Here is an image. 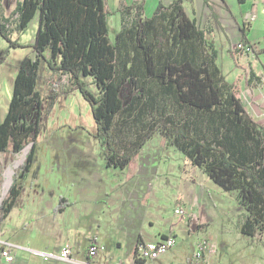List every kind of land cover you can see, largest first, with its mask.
Returning a JSON list of instances; mask_svg holds the SVG:
<instances>
[{"label":"trees","instance_id":"16d2710c","mask_svg":"<svg viewBox=\"0 0 264 264\" xmlns=\"http://www.w3.org/2000/svg\"><path fill=\"white\" fill-rule=\"evenodd\" d=\"M183 1L158 4L150 16L140 4L124 9L121 27L111 39L104 0H21L14 20L23 30L37 17L30 45L35 56L25 55L18 63L7 112L0 120V152L18 153L31 143L20 166L30 171L41 131L43 99L36 85L43 57L51 71L66 76L69 89L88 101L107 167L125 168L158 135L223 191L233 193L245 211L241 233L253 236L264 230L263 126L205 52L204 29ZM125 16L131 17L128 25ZM0 35L11 47L24 46L11 39L1 19ZM148 84L169 93L176 107L186 112L152 116L130 142L117 148L114 127L123 126L134 114L137 120L148 107L142 101L150 91ZM48 97L52 108L57 96ZM33 111L36 117L29 121ZM20 193L21 185L14 181L0 203L2 215L14 207ZM130 264H148L138 244Z\"/></svg>","mask_w":264,"mask_h":264},{"label":"crops","instance_id":"0c3cea01","mask_svg":"<svg viewBox=\"0 0 264 264\" xmlns=\"http://www.w3.org/2000/svg\"><path fill=\"white\" fill-rule=\"evenodd\" d=\"M20 1L0 0V19L8 28L10 36L15 35L14 41L25 45L20 33L24 35L26 28L17 29L14 20ZM217 1L228 7V0ZM170 2L171 0H119L116 7L120 13L119 29L124 9L140 4L144 15L149 16L158 4L168 5ZM237 2L238 5L250 2L254 7L241 16L240 33L234 43L241 38L253 41L249 35L257 18V6L263 14L262 37V5L253 0ZM183 5L189 15L204 29L205 38L213 43H220L221 46L227 43V36L220 25L221 14L213 8L214 0H184ZM104 7L109 12L107 0H104ZM220 11L223 12V9L220 8ZM251 12L255 13L256 18L247 24L246 16ZM30 45L31 43H28L26 46ZM261 52L262 50H259L246 56L230 53L237 59L248 58L250 62H253L252 56H255L262 63ZM25 55L32 57L30 52ZM237 65L241 69L246 67L245 63ZM15 74L16 72L14 76ZM57 77L59 74L50 70L42 76L41 85L37 82V90L39 91L38 87L57 86ZM242 80L243 78H240L239 81ZM258 89L259 87L251 88V95H255ZM165 148L168 150L173 147L156 135L125 168L106 166L107 169L114 168L117 171L111 173L112 187L105 183L103 177L99 179L102 194L107 196L105 200L90 190L93 180L88 176H80L84 175V172L75 174L73 179L66 183L67 187L61 185L59 191L48 192L49 182L42 183L39 180L40 170L32 179L18 181L13 178V169L12 183L15 181L21 185V193L14 207L6 215L0 213V264H130L136 244L155 241L169 234L175 237L174 247L148 264H229L231 259L235 264H256L257 258H262L261 254H264V230L253 236L241 233L240 225L244 220L245 211L233 193L221 189L223 195L208 196L205 200L203 190L195 185L200 179H209L207 175L192 165L184 155L178 156L176 163H171L173 160ZM12 154L14 155L10 152H0V174L5 176V179H0V203L12 184L7 189L6 178L9 169L15 168L14 164H7L2 170L4 163L12 158ZM32 168L33 165L30 171ZM167 176L178 177L180 190L176 194L172 189L171 195H177L174 207H182L188 214L186 219L172 214V220L169 222L168 215L154 212L151 208V199L160 197L156 184L161 177ZM165 186L170 190L169 185ZM65 188L68 189L63 193ZM167 196H170L169 192ZM59 205L63 207L62 210H57ZM207 211L215 212L218 220L208 215ZM94 239L104 246V250L90 256L87 248ZM65 244L70 245V256L75 262L58 257ZM4 248L13 256L11 261L1 255V249ZM33 250L51 252L57 256L45 259L33 254Z\"/></svg>","mask_w":264,"mask_h":264},{"label":"rangeland","instance_id":"374dc122","mask_svg":"<svg viewBox=\"0 0 264 264\" xmlns=\"http://www.w3.org/2000/svg\"><path fill=\"white\" fill-rule=\"evenodd\" d=\"M118 3L119 0H107V5L109 6V37L111 39L119 29L120 13L116 8ZM214 3L215 6L213 8L217 9L219 14H221L219 16L220 25L227 36V43L223 45L225 47L222 49L223 46L219 45L220 43H213L208 38H204L205 52L214 57L215 63L226 75L233 90L241 97L248 112L252 113V117L263 126L264 130V65L255 56H252L254 60L250 62L248 58L246 60L244 58L237 59L229 51L231 44L234 43L240 33L241 16L245 12L253 10L254 6L250 2L238 5L237 0H228V7L217 0H214ZM220 8L223 9V12L220 11ZM256 10L257 18L252 24L249 35L254 42L258 41L263 32V14L260 12V7L257 6ZM130 18L125 16L124 24L128 25ZM36 28L37 17H34L26 27L25 34L22 35L20 33L23 38L21 40L25 44L20 48L9 46L8 41L0 35V120L4 118L7 112L13 76L17 70L19 58L29 52L33 58L35 56L31 47L26 45L33 42ZM14 38L15 35L11 36L12 40ZM44 54L47 55V51ZM135 57V60H137L138 56ZM238 63H245L246 67L241 69L238 67ZM39 71L41 77L38 82L41 85L43 83L42 76L50 72L43 57L40 58ZM240 78H243V80L239 81ZM147 87H149L150 91L142 101L143 103H148V107L144 109L137 120L134 119L136 117L134 114L133 117L128 118V122L123 126L116 125L114 127V143L117 148L122 147L123 143L130 142L133 135L142 128V124L152 116H180L186 112V110L176 107L171 95L164 92L158 85L148 84ZM254 87H259V89L256 90L255 95H251L250 89ZM38 89L43 100L40 110L41 131L36 138L33 168L29 172L20 171V166L25 161L26 154L31 146L30 143H27L20 152L12 154V158L4 163L2 170L5 169L7 164L9 166L14 164L15 168L9 170L14 169L13 178L18 181L30 180L40 170L38 174L39 180L42 183L49 182L48 192L59 191L58 188L61 185L67 187L66 183H69L75 174L84 172V175L81 174L80 176H88L93 180L90 190L105 200L107 196L102 194V186L99 179L103 177L106 181L105 183L112 187L113 176L111 173L117 170L106 168L102 142L94 135L95 124L88 101L82 97L78 90L69 89L66 76L62 77L59 75L57 77V86L55 87H38ZM51 93H55V96H57L52 108H50L51 99L48 97V94ZM124 95L126 98L129 95L128 85L124 90ZM35 117L36 112L33 111L28 120L30 121ZM164 150L172 158L173 162L171 163H176L178 156L182 157V154L174 150V148H168V150L165 148ZM0 179H5V176L3 177V174H0ZM166 184L169 185L170 190L165 186ZM195 186H199L197 188L203 190V198L205 200L208 199V196L223 195L221 188L210 179L205 181L200 179ZM68 188L63 189L62 192L65 193ZM156 188H158L160 197L151 199V208L154 209V212L168 215L167 218L170 222L172 214H175L176 194L180 190L178 177H161L156 184ZM172 189L176 192L175 195H171ZM167 192L170 193V196H167ZM206 213L218 220L215 212L207 211ZM175 216L177 217L176 214ZM261 256L262 258H257L256 264H264V254H261ZM229 258L231 259L232 256L230 255ZM229 264H235L234 260L231 259Z\"/></svg>","mask_w":264,"mask_h":264},{"label":"built area","instance_id":"2783aa9c","mask_svg":"<svg viewBox=\"0 0 264 264\" xmlns=\"http://www.w3.org/2000/svg\"><path fill=\"white\" fill-rule=\"evenodd\" d=\"M253 1L259 2L262 5L264 11V0H253ZM255 18L256 15L254 12L247 14L246 23L247 24L251 23ZM259 50H262L261 52L262 63L264 65V35L257 42L241 38L231 45L230 52L234 55L246 56V55L254 54ZM174 213L180 219H186L188 217L187 212L180 206L175 207ZM4 243L7 244L6 242ZM174 245H175V237L172 234H169L160 237L155 241L138 243V252L139 255L147 261V263H151L153 260L160 257L161 255L166 253L169 249L174 247ZM199 249H201L200 246ZM99 250L101 251L104 250V246L102 244H99L95 239L89 244L87 248L88 255L90 256L95 255ZM70 251H71L70 245L65 244L62 250L60 251L58 257L69 262H75V260L72 259L70 256ZM32 253L35 255H39L45 259L53 258L57 256L51 252H46V251L33 250ZM1 255L4 256L7 261H11L13 259V256L9 253L7 248L1 249ZM81 264H91V263L81 262ZM115 264H122V263L116 262Z\"/></svg>","mask_w":264,"mask_h":264},{"label":"water","instance_id":"95a60500","mask_svg":"<svg viewBox=\"0 0 264 264\" xmlns=\"http://www.w3.org/2000/svg\"><path fill=\"white\" fill-rule=\"evenodd\" d=\"M12 173H13V169L8 172V177H7V181H6L7 189L9 187V185L12 183V178H11Z\"/></svg>","mask_w":264,"mask_h":264}]
</instances>
